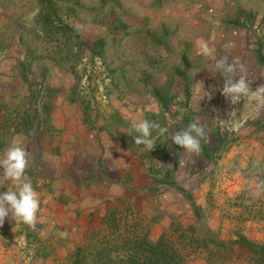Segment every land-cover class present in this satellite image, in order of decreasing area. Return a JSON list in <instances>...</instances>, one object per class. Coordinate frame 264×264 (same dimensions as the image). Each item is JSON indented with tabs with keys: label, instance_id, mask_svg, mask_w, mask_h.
Instances as JSON below:
<instances>
[{
	"label": "crops",
	"instance_id": "obj_1",
	"mask_svg": "<svg viewBox=\"0 0 264 264\" xmlns=\"http://www.w3.org/2000/svg\"><path fill=\"white\" fill-rule=\"evenodd\" d=\"M104 1L0 0V19L11 30L0 48V156L13 140L23 141L30 154L26 172L40 199L37 221L42 225L35 236H26L21 230L25 225L5 219L0 225V264H72L78 246L93 235L110 234L115 224L120 231L136 230L151 240L170 230L180 234L194 229L182 240L183 264H251L249 251L228 241L239 229L247 238L263 242L264 221L249 217L237 222L223 216L225 204L220 202L206 219H198L192 202L177 187L203 209L208 172L203 167L190 170L181 148L166 162L174 186L156 183L158 157H144L141 147L124 137L125 129L118 124L125 120L130 128L132 121L142 119V100L150 101L151 111L158 110L154 92H116L104 109L92 115L90 98L79 95L75 86L80 66H86L82 60L93 56L79 41L92 43L110 35L125 41L132 34L136 36L132 49L138 55L146 29L168 28L172 21L182 44L181 60L191 69L182 82L194 84L192 93L188 86L181 93L188 109L190 101L196 104L201 99L204 109L214 107L212 87L222 84L225 76L216 71L221 58L232 66L231 78L247 80L253 97L258 85L264 88V0ZM116 9L126 14L111 21L104 12ZM147 39L156 45V40ZM201 41L215 49L213 58L200 54ZM30 53L37 57L31 59ZM136 61H130L132 67H138ZM40 85L48 92L33 97L32 90ZM26 117L30 123L23 121ZM203 143L208 139L201 140L200 150L208 163ZM188 178L194 182L189 184ZM7 187L10 182H0V191ZM237 188L234 185L232 191ZM224 191L221 195H232L230 189ZM207 229L226 247L198 245L208 236Z\"/></svg>",
	"mask_w": 264,
	"mask_h": 264
},
{
	"label": "rangeland",
	"instance_id": "obj_2",
	"mask_svg": "<svg viewBox=\"0 0 264 264\" xmlns=\"http://www.w3.org/2000/svg\"><path fill=\"white\" fill-rule=\"evenodd\" d=\"M103 2L105 3L104 0ZM109 8H111L110 4ZM104 13L111 21L118 20L119 16L126 14V12H119L118 9L110 14ZM171 25L172 21H170L168 28L157 25L152 32L147 28L145 35L141 36V52L138 55L134 54L132 49L136 38L132 34H127L125 41L122 40V37L118 39L116 35L102 37L104 38L102 55L99 56L98 53L93 52L90 60H82L83 62L86 61V66H80L78 73L80 77L76 75L78 79L76 82L78 86H75L77 87L76 90L80 93L79 95L85 96L88 100L90 98V101H87L90 103V112L93 115L94 112L104 109L103 105H108L109 96L116 92H124L123 94H125L131 90V92L144 93L149 89L153 91L154 88H158L165 97L171 99L170 111L162 110L157 100L158 110L153 112L149 109L152 108L149 106L150 101L144 99L141 106L142 112H144L142 119L156 121L161 125V129L167 130L170 125L171 135L176 131L175 123L179 122L181 129L191 122L199 121L206 130L203 140L209 139L212 143L216 141V144L221 142L214 158L208 159L210 161L208 163H206V157L201 154V151L195 154L188 152L183 154V161L187 163L190 170L203 167L204 171L209 174L210 179L206 180L208 190L204 195L206 203L203 209L198 210L200 218L206 219L210 214V208L216 207V202H220L225 204L224 209L226 211L222 214L223 216L232 218L237 222L249 217L264 221V103L254 98L256 94L252 97L249 93L236 104H231L220 90L223 83H216L212 87L214 107L210 106V108L204 109L205 100L201 99L196 104L190 101V108L188 109L184 105V101H186L183 100L184 93L183 96L181 93L187 86L189 87L188 91L192 93L194 84L190 81L186 84L182 82V79L187 69L189 71L191 69L187 68V65L184 66L181 60L180 48L182 44L180 38L175 35L177 29ZM10 31L8 22L5 27V21L0 19V48L8 40L6 33ZM148 37L151 42L156 40V45L150 43ZM29 57L34 59L37 56L30 53ZM136 58L139 59L136 61L138 67H132L130 61ZM123 65H128V67L124 68ZM85 74L86 77H84ZM257 87L258 90L262 89V85ZM206 102L209 101L206 100ZM146 107L148 110L144 111L143 108ZM193 108L195 110L192 111ZM183 118H187L188 122H182ZM118 125L125 129L124 137L127 141L133 140L130 136L133 133L131 127H128V121H121ZM165 133L166 131L156 129L153 131V136L156 139L157 136L162 135L165 139ZM251 138L253 140H250ZM232 146L235 147L232 149L229 158L226 159V153L230 151ZM140 147L144 157H146L147 150L143 146ZM154 153V156L158 157L159 152L155 150ZM244 158L245 162H243ZM239 161L242 163L240 164ZM189 178L186 179L188 183H193L194 180ZM234 185L239 188L232 191ZM223 189L226 193L230 189L232 195H221ZM200 228L205 231L203 223ZM186 230L187 232L184 230L186 236L183 237L179 236L175 230L172 232L170 230L167 235H164L175 243H179L181 238L182 243L183 239L188 238L189 233L194 232V229ZM238 231L239 229H236L235 233ZM94 236L90 238H94ZM208 242L216 246L215 242ZM180 247L182 250L183 246ZM222 247L225 248L226 245ZM251 264H254L252 260Z\"/></svg>",
	"mask_w": 264,
	"mask_h": 264
},
{
	"label": "trees",
	"instance_id": "obj_3",
	"mask_svg": "<svg viewBox=\"0 0 264 264\" xmlns=\"http://www.w3.org/2000/svg\"><path fill=\"white\" fill-rule=\"evenodd\" d=\"M49 21L50 20H47V22ZM79 42L91 52L98 53L99 56L102 55V47L104 45L103 38L96 39L92 43L84 41ZM21 70L23 71V69ZM185 91L187 92V88ZM39 92L45 93L48 92V89H45L43 85H40L39 89L35 88L32 90L31 95L36 97ZM153 92L156 95L162 110L170 111L169 105L171 99L165 97L158 88H154ZM186 103L187 99L184 101V105H186ZM87 115L88 114H86V118ZM87 120L90 119L87 118ZM23 121L30 123L31 119L26 117ZM181 121L187 123L188 119L183 118ZM175 127L176 131L180 129L179 122L175 123ZM167 130H169V135L166 131L165 139L162 135L157 136L156 145L150 152L147 151L146 156L151 158L154 156L155 150L159 152L157 160L160 162V165L153 173L154 176L160 175V177H156L154 180L156 183H168L174 186L173 181L170 180L169 167L166 162L167 159L173 155L174 151L177 152L181 150V148L170 141V125ZM220 144L221 142L216 144V141L215 143H212L211 140L209 141L208 139V143L202 144L203 152L208 158L213 159ZM175 155H178V153ZM177 188L192 202L195 216L200 219L198 210H201V208L195 204L189 193L184 191L181 187ZM24 227L25 228H21V230L25 229L26 236H35L36 232L41 229L42 225L37 221L35 229H30L26 225ZM120 229L119 225L115 224L113 232L110 234L94 236V238H90L89 242L86 244L78 246L74 252L72 264H183L184 256L180 247L182 245L181 238L178 241L179 243H175L162 234L158 239L151 240L148 239L147 234L145 233L140 234L139 231H126V229L120 231ZM207 231L209 233L208 236L201 241H197L196 243L198 245H206L208 241L215 242L219 246L226 245L222 240L216 241L214 233L209 229H207ZM179 236H184L183 230L180 232ZM190 239L195 238L191 237ZM228 242L246 248L249 251L251 260L254 264L264 263V241L255 242L242 233L237 232L235 233V237Z\"/></svg>",
	"mask_w": 264,
	"mask_h": 264
},
{
	"label": "clouds",
	"instance_id": "obj_4",
	"mask_svg": "<svg viewBox=\"0 0 264 264\" xmlns=\"http://www.w3.org/2000/svg\"><path fill=\"white\" fill-rule=\"evenodd\" d=\"M199 51L206 58L214 57L215 49L209 46L206 41L200 42ZM216 71L225 74L220 90L231 104H236L242 97L248 96L252 92L244 77L233 79L228 75L232 71V66L227 63L226 58L216 61ZM254 98L264 103V88L260 89ZM130 127L133 133L130 136L134 143L143 146L148 152L156 145V139L153 136L154 130L167 131L169 135V130L161 129L159 123L149 119L134 120ZM205 135V127L199 121H194L175 131L171 135V142L185 152L195 154L200 152L201 140ZM29 156L30 154L21 140H13L0 156V182H10V187L0 191V225L5 222V219H11L15 222V226L26 225L30 229L36 228L40 199L26 172Z\"/></svg>",
	"mask_w": 264,
	"mask_h": 264
}]
</instances>
